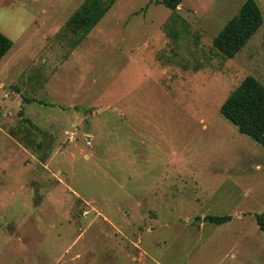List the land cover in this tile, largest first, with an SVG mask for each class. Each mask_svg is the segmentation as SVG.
<instances>
[{
    "label": "rangeland",
    "instance_id": "374dc122",
    "mask_svg": "<svg viewBox=\"0 0 264 264\" xmlns=\"http://www.w3.org/2000/svg\"><path fill=\"white\" fill-rule=\"evenodd\" d=\"M244 1L114 0L78 40L83 0H0V264H264V148L219 112L264 85V0L212 46Z\"/></svg>",
    "mask_w": 264,
    "mask_h": 264
},
{
    "label": "trees",
    "instance_id": "16d2710c",
    "mask_svg": "<svg viewBox=\"0 0 264 264\" xmlns=\"http://www.w3.org/2000/svg\"><path fill=\"white\" fill-rule=\"evenodd\" d=\"M154 1L175 10L182 0ZM113 2L114 0H83L66 20L62 28L63 33L78 34L80 40L97 24ZM262 20L257 2L245 0L237 13L228 19L213 37V48L223 57H232L257 31ZM11 46V39L0 32V59ZM219 112L237 128L238 132L250 137L264 148V85L258 79L251 75L244 77L221 103ZM231 217L229 214H207L202 219L224 223ZM254 219L258 228L264 232V209L255 213Z\"/></svg>",
    "mask_w": 264,
    "mask_h": 264
}]
</instances>
